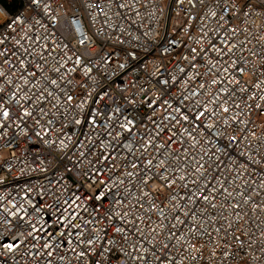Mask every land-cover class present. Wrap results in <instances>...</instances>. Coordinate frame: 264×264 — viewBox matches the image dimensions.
I'll return each mask as SVG.
<instances>
[{
    "label": "snow or ice",
    "instance_id": "6c2138e0",
    "mask_svg": "<svg viewBox=\"0 0 264 264\" xmlns=\"http://www.w3.org/2000/svg\"><path fill=\"white\" fill-rule=\"evenodd\" d=\"M115 2L121 9L129 7ZM198 2L203 5L204 0ZM189 3L195 7L193 0ZM215 3L218 11L210 10L209 15L216 19L217 29L207 47L190 48L189 56L180 57L194 73L186 86L172 92L178 81L169 75L131 93L143 99L127 94L129 87L135 88L127 81H122L124 87H114L115 82L101 87L91 75L96 67L93 56L107 64L114 54L106 49L69 48L71 39L61 30L65 18L54 11L50 0H27L36 15L16 16L0 25V67L8 68L0 70V144L11 148L21 137L31 142L28 152L38 167L29 171L43 178L42 184L22 186L23 202L18 207L13 204L14 210L3 207L0 264H17V253L35 264H198L203 255L198 238L207 231L205 220L216 219L209 213L217 208L216 195L232 196L220 179L225 170L253 191L254 182L242 176L259 170L264 180V155L257 159L252 154H260L264 147V143L252 144L260 139L252 130L253 117L264 113V103H255L264 101V95L257 94L261 82L252 84L249 92L232 76L243 77L246 66L255 70L245 51L264 62V0ZM69 4L97 8L82 0ZM98 11L104 13L103 8ZM26 20L35 24L29 23L25 31ZM68 23L76 25L75 31L83 37L75 20ZM17 28L23 32L19 39ZM86 39H79V45H86ZM58 40L68 43L61 47ZM202 40L203 36L196 43ZM253 40L256 44L249 47ZM209 51L217 62L208 61V71L201 73L198 59ZM177 67L187 75L185 68ZM80 70L84 79L74 81L72 73ZM205 77L210 79L192 87ZM109 89L122 102L113 99ZM145 121L150 127L142 128ZM224 180L234 184L227 177ZM251 200L249 195L245 202ZM177 224L186 229L180 237ZM29 239L34 243L23 247Z\"/></svg>",
    "mask_w": 264,
    "mask_h": 264
},
{
    "label": "built area",
    "instance_id": "2783aa9c",
    "mask_svg": "<svg viewBox=\"0 0 264 264\" xmlns=\"http://www.w3.org/2000/svg\"><path fill=\"white\" fill-rule=\"evenodd\" d=\"M50 2L54 11L65 18L61 20V30L71 39L69 48L82 51L106 49L107 52L114 54V62L110 61L107 64L100 61L99 57L93 56L96 67L93 68L91 75L95 77L101 87H106L112 82H115L114 87L116 85L124 87L122 81H127L129 85L134 83L135 88L129 87L128 89L127 94L130 97L131 93L141 86L148 88L149 85H155L158 79L167 80L169 75L177 78L178 82L171 91L178 93L181 87L186 86L185 81L194 74L192 70L186 68V63L180 61V57L189 56L190 48L195 47L198 50L201 47L206 48L208 39L213 35V30L217 29L216 19L209 15L210 10L218 11L215 0H204L203 5L198 0H193L195 7L189 3V0H119V3L129 5L123 9L117 6L115 0H82L83 3L97 6V8L87 10L79 5L71 7L69 0H50ZM21 3L24 6H21ZM59 5H63V7ZM98 8H103L104 13H100ZM29 14L36 15L27 6V0H0V17H2L0 25L6 23L10 18L19 16L24 19ZM36 18L40 19L39 16ZM72 20H75L81 28L83 37L75 31L76 25L68 23ZM29 23L35 24L34 21L26 20L23 26L25 31L28 29ZM236 24H239V21H236ZM5 31L8 30L5 29ZM17 33V39H19L23 32L17 28ZM202 36L203 40L197 44L196 41ZM81 38H87L86 45H79L78 41ZM240 38L243 39L242 36ZM89 40L91 44H88ZM172 41H176L178 46L173 48ZM21 42L23 43V41ZM57 43L63 47V44L68 41L58 40ZM255 44L256 41L253 40L249 47ZM9 47L11 46L9 45ZM64 51L69 56L73 55L68 49H64ZM129 53H132L133 56L129 57ZM244 56L252 61L255 70L249 71L246 66L243 77L236 73H232V76L240 80V87L247 88L249 92L253 91L252 84L261 82V89L257 90V94L264 95V75H262L264 67L261 66L264 62L258 57H250L247 51L244 52ZM217 59V56L209 51L202 59H198V70L201 73L207 72L208 61L216 63ZM119 64H123L124 68L119 69ZM177 66L185 68L187 75L179 72ZM0 70L7 72L8 68L5 65L0 67ZM229 70L231 72V69ZM16 74L19 75V71ZM220 75L222 76V73ZM72 78L77 82L82 81L84 79L82 70L72 73ZM209 79V77L198 78L192 87ZM79 91L80 89L77 88V92ZM109 91L112 93L113 99L122 102L116 92L112 89ZM237 95L239 96V93ZM131 98L143 99V96L138 95ZM203 98L201 97V99ZM237 102L239 103V100ZM255 103H264V101L257 99ZM141 111L145 112L146 110L141 108ZM253 118L255 124L252 126V130L260 139L253 140L252 144L259 145L264 143V137H261V133L264 131V113L254 115ZM144 126L150 127L146 121L142 128ZM235 127L236 125H233V128ZM228 131L229 134L236 135L232 129ZM17 143H19V147L16 146ZM243 146L241 145V147ZM32 147L31 142L25 141L23 137L19 141L14 140L11 148H4L0 144V178H3V183L0 184V206H2L0 214H2L3 207L12 209L13 204L18 207L23 202L22 186L25 183L29 187L43 183L40 173L29 171V167H38L28 152V149ZM175 147L176 145H173V148ZM252 154L255 158L260 159L264 155V147L260 148V154L255 152ZM4 168H9L11 171H5ZM21 172L25 174L21 175ZM260 176L261 173L257 170L255 175L250 177L245 175L241 178L253 181L255 191L243 185L241 180H236L235 174H229L227 170L220 177L221 181L225 183V187H228V190L232 192V196L225 199L224 195H216L214 202L217 208L209 210L210 215L216 219L212 223L205 220L204 227L207 231L198 238L197 248L203 252L198 264H264V187H261L264 185V180H261ZM224 177H227L229 181H234V184L229 186ZM237 192H243L244 196L237 195ZM249 195L252 200L246 203ZM32 196L39 199L36 192H33ZM45 199L47 200V197ZM237 203L240 207L234 210L232 205ZM24 206L28 207L26 204ZM198 207H203V205ZM29 212L31 213V208H29ZM180 219L185 218L180 215ZM153 220L156 221L155 216H153ZM171 222L177 223L175 220ZM229 224L231 227L228 226ZM216 229H219V232ZM19 230L23 232L24 228L20 227ZM185 230L184 225L177 224L176 236L180 237ZM11 234H15V229ZM185 239L188 237L186 236ZM32 243L34 241L29 239L23 247H31ZM183 250L181 248V251ZM225 251L228 253L227 256L223 254ZM16 260L17 264H35V261L28 257L21 259L20 253H17ZM40 264L43 262L41 261Z\"/></svg>",
    "mask_w": 264,
    "mask_h": 264
},
{
    "label": "rangeland",
    "instance_id": "374dc122",
    "mask_svg": "<svg viewBox=\"0 0 264 264\" xmlns=\"http://www.w3.org/2000/svg\"><path fill=\"white\" fill-rule=\"evenodd\" d=\"M2 21V17H0V22Z\"/></svg>",
    "mask_w": 264,
    "mask_h": 264
}]
</instances>
